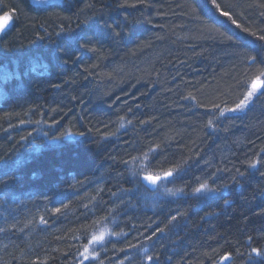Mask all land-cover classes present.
I'll use <instances>...</instances> for the list:
<instances>
[{"label":"trees","instance_id":"obj_1","mask_svg":"<svg viewBox=\"0 0 264 264\" xmlns=\"http://www.w3.org/2000/svg\"><path fill=\"white\" fill-rule=\"evenodd\" d=\"M216 3L0 0L13 17L0 46V264H78L109 229L121 237L103 264H215L225 253L230 264L258 262L264 89L220 117L264 71V0ZM135 107L137 125L150 120L143 133L120 123ZM12 134L20 167L7 162ZM169 171L178 172L170 189L185 195L146 212L140 174ZM204 181L227 195L198 210L189 194Z\"/></svg>","mask_w":264,"mask_h":264},{"label":"bare ground","instance_id":"obj_2","mask_svg":"<svg viewBox=\"0 0 264 264\" xmlns=\"http://www.w3.org/2000/svg\"><path fill=\"white\" fill-rule=\"evenodd\" d=\"M55 1V0H54ZM11 27H12V25H11ZM7 31V30H6ZM5 31V32H6ZM4 32V33H5ZM3 33V34H4ZM2 37V36H1ZM1 42H2V40H1V38H0V46H1ZM10 45V44H9ZM4 53V51H1L0 50V56H3L2 54ZM20 55L22 56L23 55V53L22 52H20ZM0 58H2V57H0ZM143 66H141V68H142ZM5 70V68H3V69H1V71H4ZM12 78V77H11ZM259 92V91H258ZM257 92V93H258ZM256 93V94H257ZM260 93V92H259ZM255 94V95H256ZM254 95V96H255ZM252 97L251 99H250V101L248 102V104H247V106L245 107V108H243V110H237V111H228V109L227 108H224L223 110H222V116L220 117V119H223L224 117H230V116H232V114H241L244 110H246V108H250L251 106H252V101H253V98H255V97ZM243 99V98H242ZM250 106V107H249ZM234 108H236V106L234 107ZM234 108H231V109H234ZM138 110H139V108H138ZM143 113V112H142ZM144 114V117H145V115H147V117H148V115H154V114H152V113H150V114H145V113H143ZM135 116H137L136 115V107L134 108V109H132L131 111H127L126 113H125V115H121L119 118H120V123H121V126L122 125H124V126H128V123H130V122H128V121H132V122H135V123H131L132 124V126H131V129L132 128H134L135 126L138 128V129H140V131L143 133L149 126H150V120L147 118L146 119V121L145 122H143V123H141V127L139 126V125H137L136 124V121L133 119V117H135ZM18 130H15V133L17 132ZM133 136H135V135H133ZM137 136V135H136ZM9 138V140L12 142V144H11V142H10V152H11V147H15L16 148V151H12V155L9 153V155L7 156V158H8V160H7V162L8 163H10V161L12 162V164L15 166V167H20L21 166V164H20V159H21V157L19 156V159H17L15 156H14V154H18V153H20V151H19V149H18V147H17V145H18V143H20V141H19V139H17V137L15 136V134H12V139H11V137H8ZM72 138H74V134H72V133H70V134H68V135H66L65 136V139H72ZM135 140H137V138H134ZM137 143H135V144H138L139 146H141L143 149V151H147V152H150V153H154V152H157L159 149L158 148H154L155 147V145L154 144H150V145H140L141 143V140L139 139V140H137L136 141ZM56 143H58V142H55V141H53V142H51L50 144H51V146L52 147H55V146H53V145H56ZM27 153H29V154H32L33 152L32 151H26ZM16 154V155H17ZM32 155H37V152H35L34 154H32ZM12 156H13V158H12ZM22 156H28V157H30V155H22ZM188 170H192V169H188ZM172 172V175L171 176H169V177H167V178H165L164 177V173H160V174H152V175H159V176H161L162 178L157 182V184H156V186L155 187H149L146 183H145V180L143 179V177H144V175H145V173L143 172V174H141V182L143 183V186L146 188V189H148L149 191H151V193H152V195H143V196H140V198H139V200H140V204L142 205V207L145 209V211L146 212H151V213H156L157 212V201L158 200H160L161 199V195L157 192H154V191H156L159 187H160V185L161 184H165L164 182H166L165 180L166 179H169V178H171V179H173V177H175V173L173 172V171H171ZM166 173V172H165ZM147 175V174H146ZM170 180V179H169ZM202 186H204V187H202ZM203 188H206L205 189V191L202 193V194H200L201 195V199H200V205H199V207L197 208L198 210H200V207L201 206H203V205H205L206 203H208V201H211V200H213L215 197H217V195H224V196H226L227 195V193L226 192H215L212 188H211V185L208 183V182H206V181H204V182H201L197 187H196V190L197 189H203ZM198 192V191H197ZM167 193L168 194H170L171 195V197H165V199H171V198H173V199H181V198H183V196L185 195V193L183 192V191H181V190H173V189H168L167 190ZM196 192H194V193H192V194H189V196L190 197H196L194 194H195ZM199 198V197H198ZM228 203H230V202H228ZM42 229H45V228H43L42 227ZM46 229H48V225L46 226ZM229 256L230 257V259L229 260H227V262H226V260L225 259H223L225 256ZM231 254H229V253H225L224 255L222 254V256H219L217 259H216V263L215 264H230V262H231V260H232V258H231V256H230ZM250 255L252 256H254V257H256L257 259H258V262L257 263H255V262H253V261H251V260H246V263L245 264H258V263H261V262H264V255H257L255 252H252V253H250ZM100 258L98 259L99 260V262H101V263H106V257H105V255H103V256H99Z\"/></svg>","mask_w":264,"mask_h":264},{"label":"rangeland","instance_id":"obj_3","mask_svg":"<svg viewBox=\"0 0 264 264\" xmlns=\"http://www.w3.org/2000/svg\"><path fill=\"white\" fill-rule=\"evenodd\" d=\"M54 0H30L31 3L35 4V5H39V6H45L47 5L48 3L50 2H53ZM9 10H6V8L3 6H1L0 4V18H3L5 15H9L11 18L8 22V24L2 29L0 30V38L1 36L3 35V33L8 30L11 25H12V22H13V17L12 15L8 12ZM222 115V113H221ZM147 161V158L146 156L144 157H141L139 162H138V166L143 168L145 166V163ZM176 174L178 172H175ZM143 174V173H141ZM141 174H140V178H141ZM171 180V178H169ZM169 179H166L164 182L165 184H161L160 187L154 191V192H158L160 195H161V198H165V197H171L170 194L167 193V190L170 189V186H169ZM206 188H203V189H200V191H195L196 193L194 194L195 196L201 198V195L204 191H205ZM113 232H115L113 230ZM111 231V229L109 230H106V231H102L101 233L99 234H96L94 236H92L88 242V244L84 245L81 253H80V257H79V260H78V264H103L101 262H99V256L101 254V252L103 251V249L106 247V245L110 242V241H115L121 237V236H118L117 234L114 235ZM95 237H102V239H99V240H96L94 239ZM85 248L88 249V252L85 253ZM130 249L126 250V251H129ZM83 253V255H82ZM142 253H144V251L142 250ZM85 256H88V259H85ZM101 259V258H100ZM111 261H115L113 262V264H121V262L123 263L124 260H118V258L116 259H111Z\"/></svg>","mask_w":264,"mask_h":264},{"label":"snow or ice","instance_id":"obj_4","mask_svg":"<svg viewBox=\"0 0 264 264\" xmlns=\"http://www.w3.org/2000/svg\"><path fill=\"white\" fill-rule=\"evenodd\" d=\"M213 5L219 9V4L216 3V0H212ZM221 15H223L224 17L232 20L233 24H236V21L234 19H232L231 14L229 12L226 11H222L220 12ZM10 16L9 15H5L3 18H0V30H2L9 22L10 20ZM237 27H239V25H237ZM261 40H264V36L259 37ZM252 59H255V57H253ZM33 71H37L40 72L42 70V68L37 67V68H33ZM261 77H264V71H261L260 74L252 80L251 82V86H250V90L247 92V94L243 97L242 100H240V102L236 105V108L234 109H228V111H237V110H243V108H245L248 104V102L250 101V99L261 89H264V79H261ZM7 77L5 76L4 79H6ZM223 114V113H222ZM251 167H255L256 164L252 163L250 165ZM172 175V172H166L164 173V177L167 178L169 176ZM143 179L147 182H149L152 185L157 184V182L161 179V176L159 175H152V174H147L143 177ZM204 187V186H202ZM197 191H200V189H197ZM94 239L99 240L102 239V237H95ZM253 252H255L257 255H264V252H262L259 249H253ZM88 252V249L85 248V253ZM83 255V253H82ZM229 257L226 255L223 259L227 260ZM85 259H88V256H85Z\"/></svg>","mask_w":264,"mask_h":264},{"label":"water","instance_id":"obj_5","mask_svg":"<svg viewBox=\"0 0 264 264\" xmlns=\"http://www.w3.org/2000/svg\"><path fill=\"white\" fill-rule=\"evenodd\" d=\"M145 176V175H144ZM162 178V177H161ZM145 183L149 186V187H155L156 186V184L155 185H152V184H150L149 182H147V181H145ZM229 257V256H228ZM230 259V257L227 259V260H229ZM227 260H226V262H227Z\"/></svg>","mask_w":264,"mask_h":264}]
</instances>
